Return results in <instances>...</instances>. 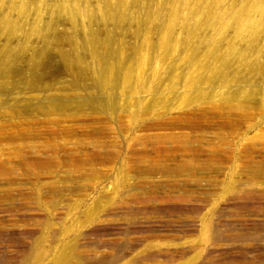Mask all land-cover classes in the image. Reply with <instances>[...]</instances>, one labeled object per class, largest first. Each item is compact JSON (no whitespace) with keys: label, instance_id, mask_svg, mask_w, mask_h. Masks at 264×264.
<instances>
[{"label":"rangeland","instance_id":"obj_1","mask_svg":"<svg viewBox=\"0 0 264 264\" xmlns=\"http://www.w3.org/2000/svg\"><path fill=\"white\" fill-rule=\"evenodd\" d=\"M60 252L264 264V0H0V264Z\"/></svg>","mask_w":264,"mask_h":264},{"label":"bare ground","instance_id":"obj_2","mask_svg":"<svg viewBox=\"0 0 264 264\" xmlns=\"http://www.w3.org/2000/svg\"><path fill=\"white\" fill-rule=\"evenodd\" d=\"M72 247V246H71ZM73 249L75 248V245L74 247H72ZM71 251V250H70ZM69 255V256H68ZM73 256V257H72ZM71 259L73 258V260H77V256L75 254H71V253H67V254H64L62 252H60L57 257H55L54 261L56 262V264H68V259ZM120 260V259H119ZM207 264H212L210 262H208Z\"/></svg>","mask_w":264,"mask_h":264}]
</instances>
